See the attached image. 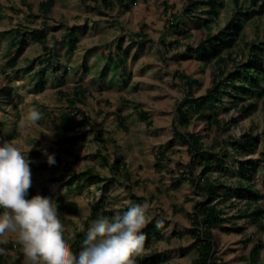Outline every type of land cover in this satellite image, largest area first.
<instances>
[{
    "label": "rangeland",
    "instance_id": "rangeland-1",
    "mask_svg": "<svg viewBox=\"0 0 264 264\" xmlns=\"http://www.w3.org/2000/svg\"><path fill=\"white\" fill-rule=\"evenodd\" d=\"M39 1L0 0V146L13 140L21 150L32 147L25 153L30 161L31 188L57 202L69 238L75 233L85 234L91 226L94 219H89L90 205L94 200L104 199L107 207L116 210L130 204L133 192L146 198L140 204H149V222H163L160 236L151 235L142 254L158 251L162 256L158 264H196L190 213L201 196L185 178L193 155L173 134L176 107L185 95L178 72L198 80L193 87L195 96L205 93L217 64L213 59L200 60L190 46H197L206 33L216 34L225 25L238 10L235 0L221 1L209 29L186 13L185 0H136L128 10L114 0L108 7L102 0H52L47 16L40 12ZM238 3L249 11V17L243 22L236 45L222 51L226 57L225 74L247 55L252 41L264 40V9L250 0ZM194 15L204 17L206 12L202 7ZM172 20L176 27L170 26ZM36 28L44 30L46 48L27 33L26 43L19 49L16 30ZM122 49L127 51V58L116 68ZM124 72L130 73L128 81ZM260 82L264 87V80ZM77 84L84 87L85 97L69 107L59 90L72 96ZM253 92L249 100H255L256 106L242 118L235 119L236 108L225 94L216 111L218 126L193 114L188 125L178 128L202 134L201 142L207 148L214 138L222 141L251 131L260 137L251 154L256 157L264 146V94ZM33 105L42 119L21 132V109ZM137 105L149 114L150 125L138 117ZM62 111H70L74 119L84 118L86 122L66 132L74 137V143L59 147L55 132L57 115ZM11 131L13 137H9ZM87 140L84 155L81 153ZM47 146L70 160L72 171L90 168L108 178L115 176L114 159L121 156L131 173L130 180L121 176L104 181L80 177L69 187L70 171L58 162L47 163L45 153L53 154L52 150L42 149ZM162 151L164 158L160 156ZM200 161L198 157L194 163L196 175L202 169ZM255 181L261 194L256 203L264 210V170L260 166L255 171ZM58 201H74L77 208L69 212L59 207ZM236 203L228 214L242 226L245 223L239 209L244 204ZM132 205L136 204L129 207ZM261 221L264 224V214ZM213 233L217 264L264 262V229L247 224L242 231L226 232L220 225L213 228ZM7 239V244H0L6 250L2 264H15L16 251L11 245L14 235L8 233ZM259 242L262 246L253 261L251 252ZM21 264H25L24 255Z\"/></svg>",
    "mask_w": 264,
    "mask_h": 264
},
{
    "label": "trees",
    "instance_id": "trees-1",
    "mask_svg": "<svg viewBox=\"0 0 264 264\" xmlns=\"http://www.w3.org/2000/svg\"><path fill=\"white\" fill-rule=\"evenodd\" d=\"M185 11L188 15L195 17L203 24L206 29L210 28V22L218 15V6L222 0H185ZM136 0H114L119 7L128 10ZM252 4H257L260 10L264 9V0H250ZM52 0H41L38 2L40 12L47 16L51 9ZM105 6L113 5V0H102ZM238 10L231 18L220 28L216 34L206 33L205 37L195 47L190 46V50L196 53L200 60H214L217 64V70L213 72L211 85L206 89L204 94L195 96L193 87L198 83L196 78L191 77L183 72H178L184 81L185 95L181 102L176 107V121L174 124L173 134L180 142L187 145L188 151L193 155L189 166V175L186 179L192 184L196 194L201 198L196 200L193 205V212L190 213L191 234L195 239L197 250L196 264H217L216 256L214 255V233L213 228L222 226L228 231H242L247 224H255L257 228L264 229V224L261 218L264 210L256 203L260 197V191L255 181V171L257 167L264 170V146L258 153V156H251L255 152V148L260 141L259 134H254L251 131H245L239 136L230 137L226 140L214 138L211 145L207 148L201 142L202 134L181 131L178 125H188L191 115L205 117L209 124L219 125L220 120L216 116V111L223 103L225 94L231 99L230 103L236 108V120L250 114L255 106V100H249L253 96V91L259 96L264 94V87L260 80H264V40H255L248 46L249 50L246 56L241 57L234 65L233 69L225 74L224 64L226 57L222 54L223 50H230L237 43L240 35L243 22L249 17V11L242 9L238 0H235ZM204 8L206 16H196L195 11L199 8ZM207 7V8H205ZM174 18V17H173ZM175 18H177L175 16ZM174 20V19H173ZM171 21L170 26L176 27L175 21ZM16 30L19 34V39L15 42L21 49L26 43V34H31L36 40L40 41L44 48V30L41 28L31 30ZM137 34V33H136ZM69 46L74 47L72 41H69ZM118 53L115 67L119 68L123 65L127 58V51L120 50ZM13 62V60H11ZM10 62V63H11ZM124 79L128 81L130 73L124 72ZM63 79V78H61ZM72 96H68L62 90L59 92L65 97L69 107H72L76 102L82 100L84 95V87L77 84ZM138 117L145 121L147 125L152 123L147 111L138 108ZM208 110L213 111V114L207 113ZM56 126V143L61 147L64 143H74L73 136H67L66 132L74 130L76 127L84 124V118H73V114L69 111H62L57 115ZM123 125V121L119 120ZM14 132L11 131L9 137H13ZM44 150H52L56 162L60 163L66 170L70 171L68 185L69 187L80 177L87 180L104 181L106 179L116 180V176H121L126 180H130L131 173L127 168V164L121 156L114 159L112 166L115 176L107 177L99 171L87 169L84 171L75 172L71 169V161L58 155L56 148L53 146L43 147ZM160 156L164 158L162 151ZM243 156V157H241ZM201 157L202 169L199 175L194 173V163L197 158ZM157 161L160 160L156 158ZM215 171L216 175H211L210 172ZM36 193L32 188L29 189V198ZM264 197V194H263ZM130 204H140L146 200L143 195L130 193ZM236 201H242L243 209L239 213V217L244 219V225H240L234 219L233 215L228 214L230 207L236 206ZM59 207L69 212L75 211L77 204L74 201H58ZM129 204V205H130ZM129 205H124L119 209L121 214L127 211ZM115 209L106 206L104 199L94 200L90 205L89 219H97L100 215L113 216ZM2 212V209H0ZM227 224V225H226ZM145 234V244L149 241L151 235L160 236V228H157L156 223L150 221L142 229ZM68 239L69 244L74 253L78 255L82 247V241L85 237L83 233H75L72 238ZM15 248L16 257L15 264H21L23 252L19 245L12 243ZM262 244L255 245L251 252V258L256 260L258 249ZM162 259L158 251H149L135 257L137 264H158ZM3 263V256L0 255V264ZM261 264H264L261 263Z\"/></svg>",
    "mask_w": 264,
    "mask_h": 264
},
{
    "label": "clouds",
    "instance_id": "clouds-1",
    "mask_svg": "<svg viewBox=\"0 0 264 264\" xmlns=\"http://www.w3.org/2000/svg\"><path fill=\"white\" fill-rule=\"evenodd\" d=\"M41 119L34 105L26 110L22 107L18 130L22 132ZM88 140L81 154H87ZM31 148L21 150L13 140L0 146V244H7V234H13L25 264H136L135 257L144 251L142 229L149 222V204L132 205L122 214L116 209L111 217L98 216L85 233L77 255L65 237L57 202L40 194L28 196L32 179L25 153ZM45 154L47 163L54 165V155ZM162 224L157 221V228ZM3 254L6 250L0 247Z\"/></svg>",
    "mask_w": 264,
    "mask_h": 264
}]
</instances>
